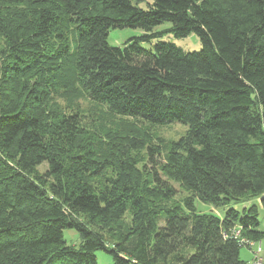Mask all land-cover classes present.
Masks as SVG:
<instances>
[{
    "label": "trees",
    "instance_id": "1",
    "mask_svg": "<svg viewBox=\"0 0 264 264\" xmlns=\"http://www.w3.org/2000/svg\"><path fill=\"white\" fill-rule=\"evenodd\" d=\"M122 28L143 33L110 45ZM191 33L198 50L163 39ZM0 40V264H97V250L250 264L241 240L264 238V0H0ZM176 121L184 134L165 143L144 128ZM170 180L188 193L174 199Z\"/></svg>",
    "mask_w": 264,
    "mask_h": 264
},
{
    "label": "rangeland",
    "instance_id": "2",
    "mask_svg": "<svg viewBox=\"0 0 264 264\" xmlns=\"http://www.w3.org/2000/svg\"><path fill=\"white\" fill-rule=\"evenodd\" d=\"M170 27L169 22H163L153 28V31H162L164 29H167ZM143 33V30L139 28H122V29H110L108 33L107 41L110 45L113 46H120L122 43L133 36H139ZM157 39H151L150 42H141V45L144 48H153L154 43L159 40ZM165 40L172 41L176 46L180 47L184 51H194L198 50L200 48V42L197 38V36L193 33L189 34L186 37L183 38H173L170 35L163 37ZM2 46V41L0 40V47ZM90 101L88 99H82L79 101V104L86 112L87 109L91 108L92 106L89 103ZM146 132L150 134V136L153 138V141H161L162 143L169 142L171 140H176L180 136H182L187 128V126L181 122H171L167 124L157 125V124H147ZM146 150H142L143 156L145 155ZM146 157L144 156V159ZM39 171H43L46 169V164L43 163L37 167ZM171 184L176 187L177 194L174 197V199H179L183 196H185L188 192L184 189H181L178 183L171 181ZM195 209L198 212H212V213H221L220 209L214 208L212 205L203 203L198 199H195L194 201ZM259 220L261 222L260 228L264 229V208L259 207ZM64 237L68 244H76L78 242V236L76 235V232L74 230H65L64 231ZM262 250L264 251V238L260 240ZM96 261L97 264H113V260L111 256L106 253L103 250H97L95 251ZM239 256L241 259H244L246 261H250L253 258V252L252 249L249 248L246 245H242L239 249Z\"/></svg>",
    "mask_w": 264,
    "mask_h": 264
},
{
    "label": "built area",
    "instance_id": "3",
    "mask_svg": "<svg viewBox=\"0 0 264 264\" xmlns=\"http://www.w3.org/2000/svg\"><path fill=\"white\" fill-rule=\"evenodd\" d=\"M234 234L237 235L238 231L234 232ZM241 243L248 244L249 248L252 249L253 258L249 261L250 264H264V251L262 250L260 241L242 239Z\"/></svg>",
    "mask_w": 264,
    "mask_h": 264
}]
</instances>
